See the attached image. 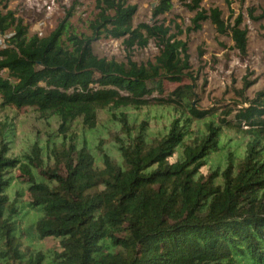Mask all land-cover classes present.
<instances>
[{"label": "trees", "instance_id": "16d2710c", "mask_svg": "<svg viewBox=\"0 0 264 264\" xmlns=\"http://www.w3.org/2000/svg\"><path fill=\"white\" fill-rule=\"evenodd\" d=\"M204 1L185 4L194 12L185 29L159 21L171 11V0H159L154 22L137 26L136 6L94 0L89 35L72 31L71 10L44 37L29 36L14 12L0 14V34L10 31L0 49V70L8 74L0 77V113L31 107L43 119L58 120L55 139L34 140L19 157L12 155V124L0 122L2 264H264V90L222 117L194 105L192 84L162 97L165 83L193 81L182 36L205 22L247 54L242 15L226 0L225 20L219 8L203 9ZM246 11L251 21H264V0L260 14L252 7ZM100 38L121 40L129 50L154 41L157 55L143 63L100 58L93 51ZM250 85L245 82L242 91ZM100 110L109 116L111 149H101L97 133V166L86 134L96 130ZM159 110L171 116L154 133L151 113ZM76 122L84 131L80 140L73 138ZM224 128L247 137L244 155L235 161L230 153L222 170L203 174ZM16 178L25 194L16 190L12 197L7 190ZM24 195L26 206L41 214L29 227L36 239L55 241L54 250L36 251L29 259L16 221L17 198Z\"/></svg>", "mask_w": 264, "mask_h": 264}, {"label": "rangeland", "instance_id": "374dc122", "mask_svg": "<svg viewBox=\"0 0 264 264\" xmlns=\"http://www.w3.org/2000/svg\"><path fill=\"white\" fill-rule=\"evenodd\" d=\"M129 5L137 7V12L133 18V25L140 23H152V9L159 0H125ZM191 0H171L172 9L169 13L159 17V21L169 25L176 22L183 29L190 26V20L194 15L185 4ZM230 8L235 14L243 17V26L248 30V51L245 56L240 55L233 49V43L228 36H218L210 22L202 24L200 31L192 32L182 38L187 40L188 53L190 56V71L193 81L186 79L182 83H165V92L162 97L168 96L171 92L183 85H193L194 105L201 110L214 109L220 117L223 112L236 110V103L244 98L254 99L256 95L264 90V21L254 22L247 16V8L252 7L256 14L263 10V0H228ZM154 5V6H153ZM202 8L209 10L219 8L225 20L228 18V7L226 0H206L201 4ZM71 10L72 17L70 23L72 31L75 33L90 34L89 22L95 15L94 0H11L6 7L0 5V14L7 11L14 12L16 18H20L23 25L28 28V35L47 36L64 19ZM1 36L7 40L10 31ZM3 47H0V49ZM93 51L100 58L113 59L117 62H125L128 57L134 62L143 63L152 61L157 55V47L154 41H150L143 49L134 47L128 49L121 40L100 38L93 43ZM0 77L8 78L5 70H0ZM245 82L251 83L246 91H242ZM152 97H160L153 94ZM246 106V105H244ZM240 106L237 105V108ZM143 109L139 112V117L143 116ZM235 111L230 115L233 118ZM172 114H176L173 112ZM150 129L157 133L166 123V118L171 114L167 110L155 111L151 113ZM160 116V119L158 118ZM0 122L11 123L15 131L14 143L12 145V155L19 157L24 150L30 146L34 140L44 143L45 140L56 138L58 120L55 117L49 119L41 118L35 108L25 107L21 109L6 108L0 113ZM109 124V116L106 111L98 112L96 130L87 133V140L90 141V148L96 157V165L100 166L99 157L93 148L94 138L97 133L103 138L101 149L110 148V138L106 134ZM234 129L236 126L232 123ZM224 128L219 138V150L212 153L207 159L206 166L202 169L203 174H208L211 170H222L227 163V156L231 153L235 161L242 159L247 137L239 131ZM84 131L80 122H76L73 128L74 140H80ZM115 154L114 151H110ZM14 175L19 176L20 171L15 170ZM218 180V179H217ZM25 186L20 184L16 178L13 180L7 193L14 197V192L25 191ZM25 194V192H24ZM28 197L17 198L16 206L20 209V214L16 218L17 231L23 232L21 239L23 244V254L26 259L32 257L36 251L47 253L55 249V241L51 238L38 240L30 230L40 217V212L32 210L26 206ZM18 235V232L16 233ZM1 243V240H0ZM1 250V247H0ZM48 259L43 264H48ZM0 264H2L0 262Z\"/></svg>", "mask_w": 264, "mask_h": 264}, {"label": "built area", "instance_id": "2783aa9c", "mask_svg": "<svg viewBox=\"0 0 264 264\" xmlns=\"http://www.w3.org/2000/svg\"><path fill=\"white\" fill-rule=\"evenodd\" d=\"M5 43H6V40L0 34V47H4Z\"/></svg>", "mask_w": 264, "mask_h": 264}, {"label": "water", "instance_id": "95a60500", "mask_svg": "<svg viewBox=\"0 0 264 264\" xmlns=\"http://www.w3.org/2000/svg\"><path fill=\"white\" fill-rule=\"evenodd\" d=\"M154 6V5H153Z\"/></svg>", "mask_w": 264, "mask_h": 264}]
</instances>
